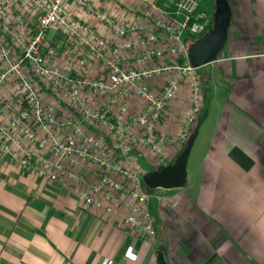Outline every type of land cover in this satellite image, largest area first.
<instances>
[{"label": "built area", "instance_id": "built-area-1", "mask_svg": "<svg viewBox=\"0 0 264 264\" xmlns=\"http://www.w3.org/2000/svg\"><path fill=\"white\" fill-rule=\"evenodd\" d=\"M201 2L0 0V161L153 239L140 164L169 165L201 113L188 62L212 27Z\"/></svg>", "mask_w": 264, "mask_h": 264}, {"label": "crops", "instance_id": "crops-1", "mask_svg": "<svg viewBox=\"0 0 264 264\" xmlns=\"http://www.w3.org/2000/svg\"><path fill=\"white\" fill-rule=\"evenodd\" d=\"M226 1V44L198 69L204 101L186 185L150 192L155 237L1 160L0 264H157L158 251L167 264H264V0ZM214 8L215 0L212 17ZM170 113L179 116L170 125L176 133L182 97Z\"/></svg>", "mask_w": 264, "mask_h": 264}, {"label": "water", "instance_id": "water-1", "mask_svg": "<svg viewBox=\"0 0 264 264\" xmlns=\"http://www.w3.org/2000/svg\"><path fill=\"white\" fill-rule=\"evenodd\" d=\"M231 11L226 0H215L212 27L203 36L188 45V62L194 69H200L216 60L227 41ZM200 125H196L183 148L174 160L165 167H156L143 176V183L149 190H179L187 182V164ZM157 264H167L163 251L156 253Z\"/></svg>", "mask_w": 264, "mask_h": 264}, {"label": "rangeland", "instance_id": "rangeland-1", "mask_svg": "<svg viewBox=\"0 0 264 264\" xmlns=\"http://www.w3.org/2000/svg\"><path fill=\"white\" fill-rule=\"evenodd\" d=\"M211 6H213V0H202L201 4H200V10L206 12L207 14H210V8ZM210 10V11H209ZM199 71V70H198ZM148 168H146V165L144 164H140V168L142 169V171H148L151 170L150 166H147Z\"/></svg>", "mask_w": 264, "mask_h": 264}, {"label": "trees", "instance_id": "trees-1", "mask_svg": "<svg viewBox=\"0 0 264 264\" xmlns=\"http://www.w3.org/2000/svg\"><path fill=\"white\" fill-rule=\"evenodd\" d=\"M198 74L200 75V73H199V72H198ZM200 79H201L202 86H203V85H204V83H205V78H204V76L200 75ZM197 124H199V122H198Z\"/></svg>", "mask_w": 264, "mask_h": 264}]
</instances>
